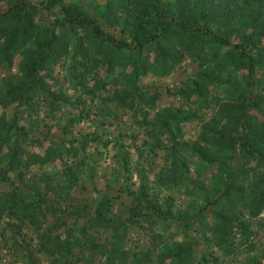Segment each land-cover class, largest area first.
Wrapping results in <instances>:
<instances>
[{"label":"rangeland","instance_id":"1","mask_svg":"<svg viewBox=\"0 0 264 264\" xmlns=\"http://www.w3.org/2000/svg\"><path fill=\"white\" fill-rule=\"evenodd\" d=\"M29 1L41 4L43 0ZM59 1L64 5L89 1V14L97 23L119 38L132 39L125 17L131 10L130 0ZM6 2L0 1V6L4 8ZM214 2H219L220 20L225 24L219 32L228 33L232 44L238 42L239 22L248 27L247 22L257 20L264 30V0ZM106 8V13L114 11L104 17ZM26 12L36 38L47 26L61 27L52 11L31 6ZM7 26L0 24V30ZM70 35L58 60L39 68L38 83H28L20 97L16 96L18 88L35 75L34 70L30 76L28 69L32 59L43 50L32 45L12 53L0 33V193H4L0 204L5 205L0 210V264H24V259L15 258L20 253L15 241L21 240L23 232L31 234L30 228L41 233L55 220L59 221L49 234L61 253L42 251L35 256L37 264H157L155 258L165 250L180 244L190 246L196 238L200 241L194 246L204 253V264H264V230L260 227L264 208L257 214L251 211L257 202L263 203L257 196L264 190V164L244 159L239 147L244 135L232 123L231 115L239 101L238 92L245 93L247 87L249 70L244 61L237 60L226 47L209 42L201 49L211 62L197 54L201 46L198 40L192 48L175 44L170 48L176 64L139 75L132 83L125 73L114 70L115 50L92 45L81 28L73 29ZM247 47L258 66L264 67V37ZM148 54L154 60L153 53ZM253 74L255 92L264 102V68L255 67ZM114 92L120 100H131L132 106L110 100ZM164 111L174 121L166 119ZM248 112L255 113L253 109ZM222 133L230 140V150L213 142ZM58 144L71 151L56 155ZM256 145L264 151V140ZM43 151L55 156L32 163L31 157ZM172 153L176 154L170 157ZM200 157L211 166L199 168ZM171 160L175 165L168 168ZM215 161L238 169L233 177L227 166L217 173ZM165 173L182 184H162ZM227 184L240 197L219 199L205 209L204 217L211 224L213 209L218 214L228 212L234 223H250L252 249L243 243V251L233 256L202 242L208 232L199 233L193 225L198 222L194 215L205 204L203 194L219 196ZM141 191H147L151 211L132 210ZM166 199L167 205L162 206ZM38 215L45 218L39 229ZM183 223L192 224L191 229L183 231ZM12 228L18 235L15 239ZM97 228L104 232L102 238L109 236L108 252L87 259L80 248L96 236ZM233 230L239 231L235 226ZM199 252L196 260L201 262Z\"/></svg>","mask_w":264,"mask_h":264},{"label":"trees","instance_id":"2","mask_svg":"<svg viewBox=\"0 0 264 264\" xmlns=\"http://www.w3.org/2000/svg\"><path fill=\"white\" fill-rule=\"evenodd\" d=\"M5 1L8 2H6L7 5L4 8L0 6V24L8 26L5 27L3 31L0 30V33H3V36L7 39V45H10L11 52L14 53L21 48L30 47L32 45H36L39 49L43 50L42 53H39L32 59V67L28 69L30 76L34 70L35 75H32V80H29L26 84L18 88L19 93L16 96L20 97V93L25 92L24 89L28 83L31 85L38 83V74L36 71L39 68H47L48 65L58 60L64 51L62 45H65L71 40L70 34L73 33V29L75 28L83 29L87 33L88 42L92 45H97L105 50H115L114 54L117 55V63H115L114 70L120 71L122 75L125 73L132 83L136 82L139 75H145L148 72H157L156 69L162 67L165 69L167 68L166 64L170 65V67L176 64L178 60L174 55H171L170 48L175 44L183 49L186 47L192 48L195 46L194 42L198 40L201 46L197 54L201 58L207 60V62L211 61L207 58V55L201 47L208 42L212 43L214 46L226 47L237 60L244 61L249 70L246 91L245 93L238 92L239 101L235 110L231 113L232 117L234 116L232 123L238 127V132L242 129V134L244 135V137L240 139L239 147L246 161L256 160L264 164V151L256 145V143L264 140V102L262 97L255 92V79L253 74L255 67H264L258 66L252 49H248L247 47L248 44L254 46L260 39L263 40V24L257 25V20L247 22L248 27H244L242 22H239L240 31L237 33L238 42L232 44L228 33L221 34L219 32L220 26L225 25L220 20L219 2L216 3L214 0H130L131 10H127V15L125 17L129 19L126 25L132 28V39L127 40L119 38L116 34L109 32L96 22L95 17L89 14V8L87 7V5H91L89 1L87 2L88 4L78 1L80 4L76 2L71 5H64L60 3L59 0H43L41 4H36L29 0ZM81 3H84L85 6H81ZM31 6L52 11L55 17V23H57L58 26L61 25V27L47 26L43 29L42 35L36 38V34L34 33L35 26L31 20L30 14L26 12V9ZM113 9L120 10L118 7ZM113 9L112 11H114ZM107 11L106 8L104 17L112 12L109 11L106 13ZM145 27L147 28V33L145 32ZM125 28H127V26H125ZM246 30L251 31L248 33ZM140 32H144V34L141 35ZM150 52L153 53L154 60L148 54ZM28 54H30V51H28L27 55ZM124 77L125 76H123V78ZM12 90L13 89H10V91ZM113 98L120 103H126L132 106L131 100H120L115 92L109 99L111 100ZM250 109H253L255 113H249L248 111ZM164 113L166 119L174 121V117L167 113V111H164ZM253 123L256 124L253 126ZM94 135L97 134H93L92 136ZM173 139L174 136H171V140ZM176 141L175 137L174 143H176ZM213 142L217 144L216 146H222V148L230 150V140H226L223 133L220 134V138L214 139ZM56 148L58 149L56 155L61 154L62 156L71 151L62 144L56 145ZM17 149L20 151L21 148L19 147ZM172 150L176 152L174 147ZM191 150H194V148H191ZM42 153L43 154L38 152V154L31 157V162L35 163L36 159L41 162H46L50 157L55 156V154H47L44 151ZM175 154L176 153H172L170 157ZM200 159L201 161L197 163L199 168L211 166L210 162L206 161L205 157V160H203L202 157H200ZM174 165L175 161L171 160L170 165L167 167L172 168ZM215 165H217L215 169L217 173L227 166L225 162L219 161H215ZM226 169L229 176L233 177V173L238 168L232 165L231 167L227 166ZM164 177V182L161 183L166 186H171L170 184H182L180 183L181 181L175 179L171 174L165 173ZM232 188L230 184H227V187L221 190L219 196L217 193H213L212 196H208L204 193V207L194 215V218L196 217L198 222H193L194 230L199 233L208 232V235L205 234L204 239L201 241L205 242V244L216 245L227 256H233L243 251V243H246L248 250L252 249L253 244L249 243V237L252 234V231L249 230L250 223H246L245 220L241 221L240 224L234 223L233 216L228 212L224 211L218 214L216 213L217 211L211 209L212 223L208 224L205 222L204 211L212 204L215 206L216 203L220 201L219 199L226 201L232 200V198L238 199L240 194ZM141 192L143 194L137 198L136 202H133L131 206L132 210L146 211L148 209V211H151L152 201L146 196L147 191ZM0 195H4V193H0ZM260 196L263 203L257 202L251 208V211L256 214L264 208V190H261L257 198ZM167 202L168 200L166 199L162 206L167 205ZM4 208L5 205L0 204V210L2 211ZM27 209L33 210V208ZM48 213L49 218L54 219L50 215V212ZM87 213L97 214L94 210H88ZM250 216L252 218L256 217L251 212ZM38 219L36 227L39 229L45 218L40 219L38 215ZM98 219L100 221L99 216ZM104 220L105 218H102V221ZM58 221L59 220H55L54 223ZM54 223L52 221L50 225L52 226ZM191 225L183 223V231L191 229ZM51 226H47L41 233L34 228L28 229L31 234L23 232L21 240L17 239L15 241L17 251L20 252L15 255V258L24 259V264H37L35 256L38 253H42V251L51 255H53L55 251L61 253V248L55 244L53 238L49 234ZM234 226L239 229L238 238H236L238 232L233 230ZM260 227L264 230V222L261 223ZM95 233L96 236L90 239L89 244L80 248V253L85 255L87 259H94L98 255H103L108 252L107 245L109 243L106 239H108L109 236L106 235L102 238L104 232H99V228L95 230ZM26 236L28 241L25 242ZM11 237L13 239L18 237L14 228L11 229ZM117 237L118 236L115 235V238ZM49 241L51 245H47ZM195 241H200V238L194 239V242ZM194 242L191 243L190 246L180 244L176 245L172 250H165L159 257L157 256L155 258L157 264H204L202 263L205 259L204 253L199 252L195 248ZM68 248H71V246ZM197 251L202 256L201 262L200 260H196ZM61 256L65 255L61 254ZM115 264H120V262L117 261Z\"/></svg>","mask_w":264,"mask_h":264}]
</instances>
